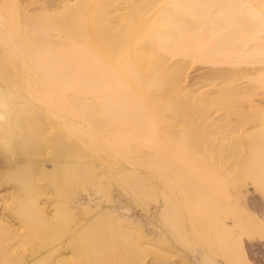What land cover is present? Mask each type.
<instances>
[{"label": "bare ground", "instance_id": "obj_1", "mask_svg": "<svg viewBox=\"0 0 264 264\" xmlns=\"http://www.w3.org/2000/svg\"><path fill=\"white\" fill-rule=\"evenodd\" d=\"M250 187L264 0H0V264H256Z\"/></svg>", "mask_w": 264, "mask_h": 264}, {"label": "rangeland", "instance_id": "obj_2", "mask_svg": "<svg viewBox=\"0 0 264 264\" xmlns=\"http://www.w3.org/2000/svg\"><path fill=\"white\" fill-rule=\"evenodd\" d=\"M239 201L242 204H247L257 208L259 212H264V199H262V195L258 192H254L253 188L250 187V192L247 194L246 199L239 197ZM257 244V245H256ZM256 241L248 243V249L251 257L254 259L256 264H264V243ZM261 246V247H260ZM261 252V254H260ZM263 259V260H262ZM263 262V263H262Z\"/></svg>", "mask_w": 264, "mask_h": 264}]
</instances>
